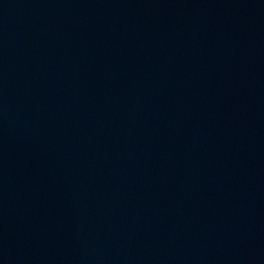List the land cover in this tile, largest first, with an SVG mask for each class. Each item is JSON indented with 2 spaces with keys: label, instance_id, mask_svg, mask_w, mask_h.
I'll use <instances>...</instances> for the list:
<instances>
[{
  "label": "water",
  "instance_id": "1",
  "mask_svg": "<svg viewBox=\"0 0 264 264\" xmlns=\"http://www.w3.org/2000/svg\"><path fill=\"white\" fill-rule=\"evenodd\" d=\"M0 264H264V0H0Z\"/></svg>",
  "mask_w": 264,
  "mask_h": 264
}]
</instances>
